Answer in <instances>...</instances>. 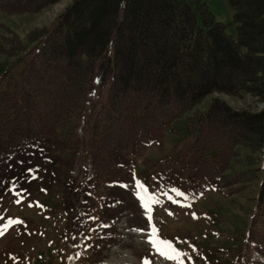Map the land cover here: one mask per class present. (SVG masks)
<instances>
[{"label":"trees","instance_id":"trees-1","mask_svg":"<svg viewBox=\"0 0 264 264\" xmlns=\"http://www.w3.org/2000/svg\"><path fill=\"white\" fill-rule=\"evenodd\" d=\"M55 1L0 0V11L37 13ZM227 1L236 38L204 0H73L26 40L10 32L0 44L15 60L0 73V195L61 186L73 221L91 188L124 189L119 176L131 156L182 124L196 172L213 186L238 191L259 178L247 239L263 251L264 109H236L217 96L198 106L216 92L264 101V0ZM238 146L250 149L243 170L233 164ZM83 152L92 165L84 187L73 176Z\"/></svg>","mask_w":264,"mask_h":264},{"label":"rangeland","instance_id":"rangeland-1","mask_svg":"<svg viewBox=\"0 0 264 264\" xmlns=\"http://www.w3.org/2000/svg\"><path fill=\"white\" fill-rule=\"evenodd\" d=\"M72 1H55L37 13L0 11V44L12 31L26 40L31 29L49 28ZM204 1L236 38L228 1ZM151 27L159 28L156 18ZM6 61L15 63L0 53V73ZM20 72L18 65L13 74L20 78ZM95 88L90 96L94 102L101 91L96 83ZM213 96L236 109H264L263 100L246 92H216L198 106L205 108ZM177 127L181 135L166 133L161 142L131 156L127 171L119 176L118 183L124 189L91 188L86 207L80 202L73 221L68 217L61 186L40 193L15 188L3 192L0 264H264V250L247 239L259 178L238 191L234 185L214 188L213 178L196 172L198 157L192 150V139L185 135L182 124ZM237 148L240 157L233 159L234 168L243 170L250 149ZM73 176L83 187L92 177L86 152L77 158ZM162 252L176 259H168Z\"/></svg>","mask_w":264,"mask_h":264},{"label":"snow or ice","instance_id":"snow-or-ice-1","mask_svg":"<svg viewBox=\"0 0 264 264\" xmlns=\"http://www.w3.org/2000/svg\"><path fill=\"white\" fill-rule=\"evenodd\" d=\"M162 255L166 256L168 259H176L175 255H172V254H170L168 252H162ZM183 255H187V253H184Z\"/></svg>","mask_w":264,"mask_h":264}]
</instances>
